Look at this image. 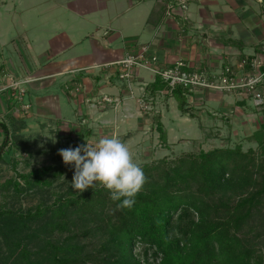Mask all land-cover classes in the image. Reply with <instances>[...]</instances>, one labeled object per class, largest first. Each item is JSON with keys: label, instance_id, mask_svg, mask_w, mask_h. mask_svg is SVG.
<instances>
[{"label": "crops", "instance_id": "0c3cea01", "mask_svg": "<svg viewBox=\"0 0 264 264\" xmlns=\"http://www.w3.org/2000/svg\"><path fill=\"white\" fill-rule=\"evenodd\" d=\"M166 2L0 0V121L9 130L11 152L53 157L73 148L79 137L84 146L113 135L127 143L153 122L155 111L138 107L143 95L162 103L156 102L164 107L156 116L163 129L169 111L187 122L165 88L151 92L156 77L150 70L130 88L119 79L118 61L142 45L160 67L181 60L207 75L244 57L263 63L264 0H187L185 11L173 7L170 14ZM12 81L24 89L21 99L17 88L7 87ZM223 94L196 90L189 100L206 116L211 104L222 110L237 105L243 130L249 131L247 119L253 115L257 129L251 98L236 91ZM102 96L118 98L119 106H100ZM22 103L30 105L27 111ZM3 140L0 129V146Z\"/></svg>", "mask_w": 264, "mask_h": 264}, {"label": "trees", "instance_id": "16d2710c", "mask_svg": "<svg viewBox=\"0 0 264 264\" xmlns=\"http://www.w3.org/2000/svg\"><path fill=\"white\" fill-rule=\"evenodd\" d=\"M259 71L264 73V61ZM154 75L151 92L165 88L179 110L193 117L188 105L193 90L170 87ZM259 89L264 99V74ZM141 98L154 102L147 95ZM155 121L164 140L162 124L158 117ZM0 129L4 132L0 165L9 161L15 168L17 160L7 158L9 130L1 121ZM251 138L260 148L259 157L254 149L244 151L238 143L200 150L197 155L186 153L170 163L159 161L165 164L161 167L139 165L146 183L131 209H117L121 201H112L102 186L91 190V198L75 196L74 191L66 196V191L71 193L68 187L50 205L38 204L33 210L1 208L0 243L18 254L13 264H263L264 255L256 245L257 239L264 238V111ZM81 140L75 141L73 149L84 146ZM15 174L19 180H7L4 189L12 186L19 195L49 185L61 171L44 165ZM46 211H51L49 219L29 232L32 221ZM72 216L76 217L70 220ZM54 228L66 232L60 242L50 239ZM40 233L49 235L41 245L30 248L27 241L41 238ZM86 238L91 239V250L85 249ZM92 239H96L94 245Z\"/></svg>", "mask_w": 264, "mask_h": 264}, {"label": "rangeland", "instance_id": "374dc122", "mask_svg": "<svg viewBox=\"0 0 264 264\" xmlns=\"http://www.w3.org/2000/svg\"><path fill=\"white\" fill-rule=\"evenodd\" d=\"M136 74V77L138 75L145 76V74H149V71L145 68H140L136 70ZM236 97H241V99H243V96L239 94H236ZM234 99L235 95L232 98V101ZM156 102L161 103L158 101L151 102V105L149 106V109L151 110L146 111L148 113L151 111H155L152 118V123L155 124V119L156 117H158L156 115L164 110V107L162 105H160L162 106L160 107ZM193 102L194 100L192 99L188 102V104L193 105ZM249 104H252L251 100L249 101ZM192 105L190 106V108L193 110V115L195 114L196 117L192 118L188 114H185V116L183 117L188 119V121L185 123L184 118L183 120H181L177 116L173 115L172 112H168L167 116L169 122L168 124L164 123L165 127L163 129L165 130L164 140L159 137V131L155 129L156 125L154 124L155 126H152V123L151 125H149L150 123L148 122L145 130L138 131L132 137H129L128 142H125V144L129 148L133 160L137 165L148 163L152 165H159L161 167L165 164L160 163L159 161L170 163L172 160L177 159L178 157L186 153H193L194 155H197L200 150L209 151L219 147H234L238 143L241 145L244 151L248 148L254 149L255 156L259 157V153H261L260 148L258 147L256 141L251 138V133L256 130V121L253 119L254 115L250 116V120L247 119L248 126L250 127L249 131H244L242 126L244 120L243 110L242 108L238 109L240 107H238L237 105L223 108L222 110V108L219 107V104H217V106H211L212 104H209L210 106L208 108V114H210V116H206V114L202 112L197 113V111H199L200 109L193 107ZM253 106L254 105L252 104V107ZM254 109V113L256 114L255 117L259 118L260 122L263 116L264 108L259 110L254 106ZM51 156H46L45 154L40 153L29 155L23 152L18 155H15L11 152L7 155V158L9 160L16 159L17 164L15 168L10 165L9 161H7L8 163H1L0 165V209L8 207L13 210H17L18 208H20L21 210H33L38 204L50 205L55 201L56 198L62 196L61 194H63L68 187L71 188V193H67L66 191V196H70V194H72V191H74L73 195L75 196L86 194L87 197L91 198V190L99 186L101 187L99 182H95V186L93 188L89 187L82 193L77 190H73L71 185L75 172L74 163L66 165L60 155L57 154L56 156ZM44 165H52L54 169L57 168L61 171L60 175L52 178V182L50 181L49 185H39L37 187H34V189L25 191L19 195L13 193L12 186H10V190L4 189V185H6L7 180H19V178H17L18 174L15 173L28 172L35 167H41ZM217 194H222V192ZM99 196L102 195L99 194ZM212 197L215 198L217 197V195L213 194ZM50 214L51 211H46L44 212V214L37 216L32 221L31 229H29V232L30 230H34L36 226H39L40 224L46 222L49 219ZM75 217L76 216L70 217V220ZM49 234H51L50 239H58V242H60L61 239L65 236L66 232L64 230L61 231L57 228H54ZM49 234L45 235L44 233H40L38 236L41 238L37 240L32 239L31 242H29L28 240L27 242L29 244V247L35 248L38 245H41L42 241H44V239L47 238L46 236H48ZM96 239H92V245H94ZM86 240L89 244V241L91 239L86 238ZM86 240L83 239V241ZM257 243L258 244L256 245V247L259 248L258 252L264 255V238L260 240L257 239ZM85 249L91 250V244L87 245ZM139 249L140 248L136 246L134 251L137 252ZM8 251V247L1 242L0 263L2 261H5L6 264L7 262L13 264L12 261L17 260L18 254L12 251ZM45 264L51 263L47 262Z\"/></svg>", "mask_w": 264, "mask_h": 264}, {"label": "built area", "instance_id": "2783aa9c", "mask_svg": "<svg viewBox=\"0 0 264 264\" xmlns=\"http://www.w3.org/2000/svg\"><path fill=\"white\" fill-rule=\"evenodd\" d=\"M173 7H178L185 11L187 9V0H167L165 3V12L170 14ZM157 57L148 54V45L140 46L138 52L134 54H127L118 61L120 65L119 79H121L127 88H130L131 81L136 77V70L145 68L150 70L153 74H158L168 83L170 87L181 85L190 90H210L214 92H231L236 91L243 94L245 97H250L252 104L257 109L264 107L263 92L259 89V85L263 78V72L259 71L262 62L257 59L248 60L246 57L241 58L234 65L224 66L220 72L207 75L204 71L189 69L187 64L181 60L176 61L170 67H160L156 64ZM249 63V69L236 74V70L245 68ZM18 89V95L24 93V89L18 87V82L12 81L7 86ZM100 106L107 103L112 104L114 108L118 107L120 100L108 96H102L98 101ZM138 106L140 110L146 112L151 105V101H145L143 98L138 99ZM30 105L26 103L21 104L22 111H27Z\"/></svg>", "mask_w": 264, "mask_h": 264}, {"label": "clouds", "instance_id": "9594fccd", "mask_svg": "<svg viewBox=\"0 0 264 264\" xmlns=\"http://www.w3.org/2000/svg\"><path fill=\"white\" fill-rule=\"evenodd\" d=\"M58 154L66 165L74 163L73 190L82 193L99 182L109 190L112 201H121L117 209H131L135 196L146 183L142 168L134 162L126 144L115 135L101 138L95 146L60 149Z\"/></svg>", "mask_w": 264, "mask_h": 264}]
</instances>
